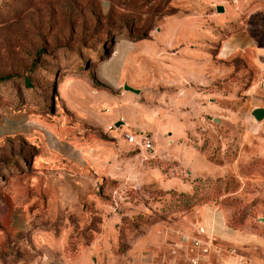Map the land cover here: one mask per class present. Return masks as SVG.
Returning <instances> with one entry per match:
<instances>
[{
  "label": "rangeland",
  "instance_id": "rangeland-1",
  "mask_svg": "<svg viewBox=\"0 0 264 264\" xmlns=\"http://www.w3.org/2000/svg\"><path fill=\"white\" fill-rule=\"evenodd\" d=\"M231 33L242 50L219 64L230 75L183 93L170 67ZM255 48L264 0H0V264H190L180 237L207 239L205 205L264 238V122L193 114L190 101L194 89L206 107L216 89L234 110L250 79L264 103ZM129 132L153 150L128 145ZM184 146L226 173L179 167ZM212 251L196 264H219Z\"/></svg>",
  "mask_w": 264,
  "mask_h": 264
},
{
  "label": "crops",
  "instance_id": "crops-1",
  "mask_svg": "<svg viewBox=\"0 0 264 264\" xmlns=\"http://www.w3.org/2000/svg\"><path fill=\"white\" fill-rule=\"evenodd\" d=\"M176 36H182V33L176 31ZM241 36L238 33H231L226 36L225 39L220 40L216 46V50L213 54L209 53L208 46L204 47L203 50L199 48L194 49L190 53V60H184L181 65L175 63L174 67L167 69V62H164V68L162 70L174 71L176 74L175 84H178L179 78L187 83L183 84V93H188V89H191V84L197 86L199 84L212 83L213 79L221 76H225V72L230 75V68L226 71H221L219 68L220 63H225V60H229L230 56L238 48L242 50ZM177 40V39H175ZM178 41V40H177ZM182 52L179 48L174 51L175 57L179 56ZM202 52L201 55H198ZM173 54V53H172ZM167 55L165 59H167ZM252 64L254 67H263L264 65V48H255L252 50ZM207 69L208 74L205 76L203 72ZM165 84L172 81H167L166 76L164 78ZM225 88V83L222 84ZM256 83L253 80L245 79L244 86L239 90L240 95L234 96L237 100L236 109L230 110L226 108V104L230 102L232 96L224 95L213 89L211 93H208L206 99L208 105L205 107L201 104L200 96H203L196 92L190 101L194 102L193 114H199L202 112H212L218 114L223 112L231 116L238 117L242 123L246 122L249 124V111L253 107H264L258 96L254 94ZM230 86H227V88ZM196 96V97H195ZM224 105V106H223ZM248 117V118H247ZM259 123V122H257ZM256 123V124H257ZM251 127H255V124ZM177 160L179 167L189 166L191 172L202 176H222L226 173V164H214L208 161L202 154L194 150L192 147H185L181 150L178 149ZM197 163H203L207 172L202 173ZM202 173V174H201ZM199 235L207 239H213L219 242L222 247H218L212 243V252L215 254L220 263L219 264H264V238L259 237L252 233H243L238 230L232 229L226 224L225 214L218 207L205 205L202 208L201 219L199 222Z\"/></svg>",
  "mask_w": 264,
  "mask_h": 264
},
{
  "label": "built area",
  "instance_id": "built-area-1",
  "mask_svg": "<svg viewBox=\"0 0 264 264\" xmlns=\"http://www.w3.org/2000/svg\"><path fill=\"white\" fill-rule=\"evenodd\" d=\"M262 86H264V79L262 80ZM262 121L264 122V116ZM125 142L128 145H131L133 148L151 151L153 150V144L150 137L144 133H125L124 137ZM181 240L183 242L189 243L193 250H195V256L191 259L190 264H196L198 259H201L207 256L208 252L212 250V244L209 240L201 239L197 236H192L188 233L181 235Z\"/></svg>",
  "mask_w": 264,
  "mask_h": 264
},
{
  "label": "water",
  "instance_id": "water-1",
  "mask_svg": "<svg viewBox=\"0 0 264 264\" xmlns=\"http://www.w3.org/2000/svg\"><path fill=\"white\" fill-rule=\"evenodd\" d=\"M216 11L220 12L222 11V7L221 6H217L216 7ZM123 89L124 90H128L131 91L133 93H137V89H134L128 85H126L125 83L123 84ZM249 115L250 117L253 118V120L255 122H261L264 116V107H253L250 111H249ZM120 124V122H115L114 125L118 126Z\"/></svg>",
  "mask_w": 264,
  "mask_h": 264
}]
</instances>
